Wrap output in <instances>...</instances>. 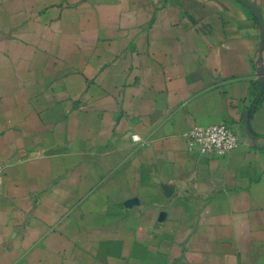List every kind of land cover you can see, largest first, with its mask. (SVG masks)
Instances as JSON below:
<instances>
[{"label":"crops","instance_id":"crops-1","mask_svg":"<svg viewBox=\"0 0 264 264\" xmlns=\"http://www.w3.org/2000/svg\"><path fill=\"white\" fill-rule=\"evenodd\" d=\"M246 1L0 0V264H264ZM220 122L239 148L190 147Z\"/></svg>","mask_w":264,"mask_h":264},{"label":"built area","instance_id":"built-area-1","mask_svg":"<svg viewBox=\"0 0 264 264\" xmlns=\"http://www.w3.org/2000/svg\"><path fill=\"white\" fill-rule=\"evenodd\" d=\"M190 147L201 153H212L216 157H226L239 148L241 138L236 129L228 123L220 122L208 127L196 126L187 134ZM138 141L139 137H133Z\"/></svg>","mask_w":264,"mask_h":264},{"label":"water","instance_id":"water-1","mask_svg":"<svg viewBox=\"0 0 264 264\" xmlns=\"http://www.w3.org/2000/svg\"><path fill=\"white\" fill-rule=\"evenodd\" d=\"M238 1H240L244 5L248 6L250 9H252L257 14V18L260 20V16L258 14V11H257V9L253 5H251L250 3H248L246 0H238Z\"/></svg>","mask_w":264,"mask_h":264}]
</instances>
